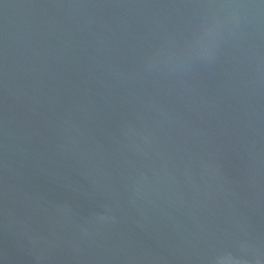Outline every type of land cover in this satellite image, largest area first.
<instances>
[{"label":"water","instance_id":"water-1","mask_svg":"<svg viewBox=\"0 0 264 264\" xmlns=\"http://www.w3.org/2000/svg\"><path fill=\"white\" fill-rule=\"evenodd\" d=\"M226 252L264 264V0H0V264Z\"/></svg>","mask_w":264,"mask_h":264},{"label":"clouds","instance_id":"clouds-1","mask_svg":"<svg viewBox=\"0 0 264 264\" xmlns=\"http://www.w3.org/2000/svg\"><path fill=\"white\" fill-rule=\"evenodd\" d=\"M202 39L206 40L211 44L210 34H206ZM213 264H247V261L238 259L233 256L231 253H221L217 255L213 261Z\"/></svg>","mask_w":264,"mask_h":264}]
</instances>
